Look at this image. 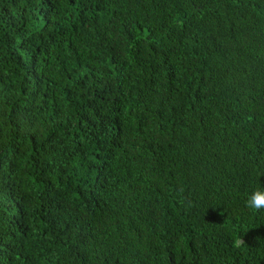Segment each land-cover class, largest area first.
<instances>
[{
	"label": "trees",
	"instance_id": "1",
	"mask_svg": "<svg viewBox=\"0 0 264 264\" xmlns=\"http://www.w3.org/2000/svg\"><path fill=\"white\" fill-rule=\"evenodd\" d=\"M264 0H0V264H264Z\"/></svg>",
	"mask_w": 264,
	"mask_h": 264
},
{
	"label": "clouds",
	"instance_id": "2",
	"mask_svg": "<svg viewBox=\"0 0 264 264\" xmlns=\"http://www.w3.org/2000/svg\"><path fill=\"white\" fill-rule=\"evenodd\" d=\"M246 206L255 212L264 209V189L254 190L247 199Z\"/></svg>",
	"mask_w": 264,
	"mask_h": 264
}]
</instances>
